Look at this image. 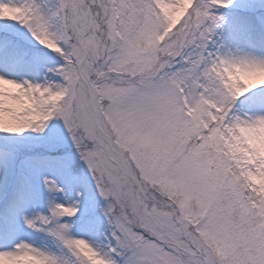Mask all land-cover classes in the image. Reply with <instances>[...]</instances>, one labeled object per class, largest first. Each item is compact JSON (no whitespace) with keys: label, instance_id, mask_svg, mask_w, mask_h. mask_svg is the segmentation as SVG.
Instances as JSON below:
<instances>
[{"label":"snow or ice","instance_id":"6c2138e0","mask_svg":"<svg viewBox=\"0 0 264 264\" xmlns=\"http://www.w3.org/2000/svg\"><path fill=\"white\" fill-rule=\"evenodd\" d=\"M0 264H264V0H0Z\"/></svg>","mask_w":264,"mask_h":264}]
</instances>
